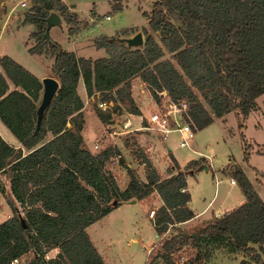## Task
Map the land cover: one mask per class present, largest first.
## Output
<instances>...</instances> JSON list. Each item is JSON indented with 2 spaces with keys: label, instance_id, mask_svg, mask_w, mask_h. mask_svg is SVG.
Returning a JSON list of instances; mask_svg holds the SVG:
<instances>
[{
  "label": "trees",
  "instance_id": "1",
  "mask_svg": "<svg viewBox=\"0 0 264 264\" xmlns=\"http://www.w3.org/2000/svg\"><path fill=\"white\" fill-rule=\"evenodd\" d=\"M34 1L23 19L36 25L30 34L37 40L28 49H47L54 56L51 69L60 85L36 127L42 81L10 54L0 55V119L21 143L15 146L0 134V173L10 181L11 195L5 199L12 212L0 220V264L15 257L23 264H107L86 227L122 201L143 199L154 191L163 201L154 211L158 234L190 219L193 211L188 205L186 174L196 168L199 159L180 168L171 154L176 171L168 168L169 175L164 177L148 154L139 150L145 180L126 167L128 181L120 188L107 166L117 154H121L119 162H124L120 147L108 142L91 151L84 145L79 78L88 96L99 92L113 106L123 104L140 113L129 79L140 72L150 94L158 97L161 83L157 76L165 83L170 74H180L164 55L168 50L210 108L187 86L188 108L197 115L198 128L213 116L223 117L231 111L244 119L256 109V97L264 91V0H154L149 28H142V45L127 44L118 32L100 34L93 39L106 54L94 58L77 55L44 33L53 8L71 22L69 31L73 32V22L79 20L75 10L64 0ZM171 80L183 91L176 75ZM96 112L102 121H110L109 111L97 108ZM48 133L50 137L40 143ZM242 139L247 161L251 145L244 134ZM231 174L245 200L190 231L178 227L161 242L160 260L153 264H174V253L188 241L196 246L202 241L223 243L264 264L260 253L264 251V200L241 166H233Z\"/></svg>",
  "mask_w": 264,
  "mask_h": 264
},
{
  "label": "rangeland",
  "instance_id": "2",
  "mask_svg": "<svg viewBox=\"0 0 264 264\" xmlns=\"http://www.w3.org/2000/svg\"><path fill=\"white\" fill-rule=\"evenodd\" d=\"M16 1L19 0H0V20H4L2 15L6 8ZM25 1L24 5H18L17 7H21L24 12L31 9V6L35 2L34 0ZM67 1L76 3V8L81 18L91 19V23L88 25H86L87 20L79 18L78 21L73 22V33L82 23L86 25L79 30L84 39L87 37L94 38L100 34L112 35L116 32L119 34L121 32L123 34H120L121 36H128L137 30L142 31L144 38L145 33L142 28L144 25L149 28L147 15L154 5V0ZM120 3H122L123 7L119 9L117 5H120ZM51 10L59 12L55 8ZM59 14L62 15L60 12ZM6 20L7 23L14 22L11 18H6ZM25 21L19 25L18 29L6 31L0 35V53L13 54L17 60L29 64L31 69L39 75L52 74L51 66L46 68L45 58L41 55L32 58L30 55L31 51L24 44L27 32L30 31L31 27H34L33 21ZM66 22L68 21L62 16L59 23L51 26L49 35L59 40L64 46L72 47L68 43L69 32L72 33V31H69V24H66ZM126 26L136 27H131V33L126 28V33L128 34H125L122 29ZM102 51L104 52L103 48H93L89 51L87 49L85 53L99 55ZM164 55L174 62L177 72L180 73H172V75H176L184 83L185 88L190 86L195 95L202 101V104L210 110L195 86L190 83L189 78L176 63L171 52L165 50ZM129 81L134 102L138 109L140 105L142 110L139 109L140 113H134L123 104H118L116 107L112 104L105 111L110 112L111 117L109 122L116 129H120L122 122L127 118H130L132 121L129 128L142 125L143 123L147 124L149 116L155 111L154 97L150 94L147 83L143 82L140 72L133 74ZM101 101H103L102 94L99 92L88 96V98L85 97L84 100L85 107L83 111L86 115L85 134L87 136L86 139L91 144L92 141L95 143L98 140H100V145L110 143L111 141V138L107 134L109 122L102 121L96 112L97 108H101L99 106V102ZM256 104V109L252 110L244 119H241L235 111H231L223 117L213 116V120L210 123L196 131L192 141L195 142L193 146L201 151L199 155L191 150V140L188 146L181 147L179 145L180 135L178 132L168 134L167 139L162 141L160 137L153 136L150 130H133L128 133L127 138H124L123 134H119V147L124 162L111 161L107 163V166L112 168L110 171L116 176L119 187H124L128 181L126 167L135 169L139 177L141 179L144 178L145 168L142 157L140 154L138 157H134L136 153H139V150H143L144 153L148 154L154 165H156L155 163H160L159 166H156L159 171L160 165L166 163V160L169 162L168 168L171 166L172 169H176L178 163L174 164V160L169 156L170 153L166 148V145H169L172 147L173 155L180 162H188L190 159L198 158L204 154H208L211 157L209 161L206 157L199 158L196 168L192 173H188L195 203L199 204L203 201L204 197L207 198L213 194L215 190L214 174L218 175L220 179L217 184V194L219 195L217 200L220 199L221 194L227 191L232 193V188L237 189L236 185L230 183V176H232L231 169L237 165L244 169L253 186L264 200V91L256 97ZM95 133L99 135L94 137ZM242 134L246 137L247 143L251 145L247 161L243 158L242 148L244 142ZM157 139H160V142H157ZM93 145H91V151H96ZM205 165H207L208 169L203 167ZM165 167L163 175L169 174L167 166ZM6 194L11 195L10 181L3 173H0V220L12 213L5 199ZM158 195V192L154 191L149 196L139 199L136 203L122 204L96 222L94 228L99 229L101 237L108 239V247L103 251L111 262L114 264H141L146 259L149 264H153L160 260L158 252L161 242L166 237L175 233L178 227L190 231L195 226L212 220H201L200 217L190 218L187 221L176 224L170 229L168 228L163 236L159 237L156 235L151 217L149 216L150 220L147 216L151 208H156L159 205L158 203L161 200ZM260 253L264 257V251ZM240 255H242L241 252H231L223 243L202 241L199 246H196L191 241H188L179 251L174 253V264H245L247 259L250 260L249 264H258L249 256L246 257L247 259H244ZM241 261H244V263Z\"/></svg>",
  "mask_w": 264,
  "mask_h": 264
},
{
  "label": "crops",
  "instance_id": "3",
  "mask_svg": "<svg viewBox=\"0 0 264 264\" xmlns=\"http://www.w3.org/2000/svg\"><path fill=\"white\" fill-rule=\"evenodd\" d=\"M68 5H69V8L71 9V10H75L76 11V13H77V17L79 18V19H83V20H87V24L86 25H88L89 23H91V19L89 18V19H87V18H81L80 16H79V14H78V10H77V8H76V3L75 2H68L67 0H64ZM18 5H23V4H21V0H19V1H16V2H14L11 6H9V7H7L6 8V10H5V12L3 13V17H4V20L2 21V19L0 20V35L1 34H3V33H5L6 31H10V30H15V29H18L19 28V25H21L23 22H26L25 20H23L24 19V11L22 10V8L21 7H19V8H17L18 7ZM117 7L120 9V8H122L123 6H122V3H120V5H117ZM61 17H62V15H60ZM108 16V15H107ZM13 17H15V18H13ZM61 17H60V20H61ZM6 18H11V20L12 21H14L13 23L11 22V23H7V20H6ZM147 18H148V15H147ZM14 19V20H13ZM2 21V22H1ZM29 22V21H28ZM33 23V22H32ZM34 24V27H31V29H29L30 31L29 32H27V36H26V39H25V42H24V44L26 45V47L28 48L29 46H31L32 44H34L35 42H36V40H37V38L34 36V35H31L30 34V32L32 31V30H34V29H36V26H35V23H33ZM66 24H69L70 25V23L69 22H66ZM86 25H84L83 23H82V25H79V28L73 33H71V32H69V41H68V43H70V45L72 46V47H67V45L66 46H64L59 40H57V39H55V38H53L52 36V38L53 39H55L56 41H58L61 45H62V47H64V48H66V49H70V50H73V51H75L76 52V54L77 55H83V56H91V57H97V56H100V55H105L106 54V51H105V48L104 47H102V46H96V44H95V42H94V40H93V38H91V37H87V38H85L84 39V37L81 35V31H79V30H81V28L83 27V26H86ZM147 25V24H146ZM52 26V25H51ZM51 26H50V28H51ZM145 26V25H144ZM15 27V28H14ZM131 27H136V26H126L125 28H128V30L130 31V33L132 32V30H131ZM49 28V29H50ZM127 32V31H126ZM126 32H123V33H125V34H128V33H126ZM129 33V34H130ZM120 34H121V32H120ZM111 35V34H110ZM121 35H123V34H121ZM86 42H87V44H86ZM87 45V46H86ZM93 48H96V49H99V48H103L104 49V52L102 51L99 55L97 54V55H94V54H92V53H85L86 52V50L88 49V51L90 50V49H93ZM29 50V49H28ZM101 50V49H100ZM84 51V52H83ZM4 53H6V52H3V53H0V55H2V54H4ZM7 54H9V53H7ZM11 55V54H10ZM13 55V54H12ZM11 55V56H12ZM30 55H31V57L33 58L34 56H37V55H41V56H43L44 58H45V60H46V65H47V67L46 68H49L50 66H52V62H53V59H54V56L53 55H51L50 54V52L47 50V49H44L43 51H41V52H31L30 53ZM13 57L15 58V56L13 55ZM16 59V58H15ZM19 61V60H18ZM20 63H22L23 65H25L27 68H29L31 71H33L32 69H31V67H30V65L29 64H27V63H25V62H21V61H19ZM0 69H2V67L0 66ZM34 73H36V71H33ZM37 74V73H36ZM47 74H49V73H47ZM47 74H41V75H39V74H37L39 77H40V79L44 76V75H47ZM52 75H54L53 73H52ZM56 76V75H55ZM9 81V84H10V86H11V88H14V84L12 83V81L11 80H8ZM16 88H20V86L19 85H16ZM77 91H78V93H79V95H80V97L82 98V100H83V102H84V100H85V97H87L88 98V95H87V93H86V91H85V86H84V82H83V79H82V77H80L79 78V80H78V83H77ZM84 107L85 106H83V110H84ZM142 107L139 105V109L140 110H142L141 109ZM84 116H85V122H84V128H83V137H84V145L85 144H87V145H85V147H87L88 149H90V150H92L91 149V145H93L94 144V141H92V144L91 143H89L88 142V140L86 139L87 138V136H86V134H85V130H86V115L84 114ZM199 129H201V128H198L197 129V131L199 130ZM0 134L2 135V137L6 140V141H8L9 143H11V144H13V145H15V146H21V143H20V141L13 135V133L9 130V128L1 121V119H0ZM93 134V133H92ZM96 135H99V134H97V133H95V135H94V137L96 136ZM50 137V133H48L47 134V136L44 138V139H42L41 141H40V143L41 142H43L44 140H46V139H48ZM91 137V136H90ZM94 137H93V139H94ZM193 138V137H192ZM190 139L191 141V150L193 151V152H195L196 154H201V151L200 150H198V149H196L194 146H193V144H195V142L194 141H192L193 139ZM167 139V138H166ZM97 140V139H96ZM163 141V140H162ZM161 141V142H162ZM157 142H160V139H157ZM22 148H23V150L26 152V148L25 147H23L22 146ZM166 148H167V151H169V156L171 157V154H173L172 153V147H170L169 145H166ZM174 156V155H173ZM175 157V159H176V161H177V163H178V165L180 166V168H183L186 164H187V162H180L179 160H178V158L176 157V156H174ZM201 157H205V156H200V157H198V158H195V159H199V158H201ZM191 160V159H190ZM111 162V161H110ZM109 162V163H110ZM156 165L155 166H159V162L158 163H155ZM165 166H167V168H168V166H169V162L166 160V163H163L162 165H160V173L163 175V171L165 170ZM204 167V166H203ZM110 169H112L111 167H109ZM169 168H171V166L169 167ZM173 170V172H175L176 171V169H172ZM244 170V169H243ZM189 172H191L192 173V171H189ZM188 172V173H189ZM188 173L186 174V181H187V185H186V188L189 190V192H190V200L188 201V205H189V207L192 209V211H193V216L191 217V219H194V218H197V217H200L201 218V220H207V219H213V218H215V217H219V216H221L224 212H226V211H228V210H230V209H232V208H234V207H236V206H238V205H240L244 200H245V196H244V194L242 193V191H241V189H240V187L238 186V184H237V182H235V183H232L231 181H230V183L231 184H234V185H236L237 186V189H231V192L232 193H230V192H226V193H224V194H221V197H220V199L219 200H217L218 199V197H219V195L217 194V184L219 183V181H220V179L218 178V182H216V180H215V190H214V192H213V194L211 195V196H209V197H204L203 198V201L201 202V203H195V201L193 200V193H192V190H191V187H190V182H189V175H188ZM5 175V174H4ZM169 174H167V175H163L164 177L165 176H168ZM114 177H115V179H116V176L115 175H113ZM217 177H218V175H217ZM231 177V176H230ZM142 179H144L145 180V174H144V178H142ZM117 180V179H116ZM126 184H127V182H126ZM125 187V186H124ZM121 188H123V187H121ZM219 192V191H218ZM159 196V195H158ZM159 198H160V196H159ZM136 200H135V202H129L128 200H125V201H122L117 207H119V206H121L122 204H132V203H136L137 201H139V199H137V198H135ZM160 202L158 203L159 205L156 207V208H151V210H156L161 204H163V201H162V199L160 198ZM10 207V206H9ZM117 207H115V208H117ZM115 208H113L112 210H114ZM11 209V208H10ZM111 210V211H112ZM111 211H109L108 213H110ZM107 213V214H108ZM107 214H105L104 216H102L101 218H99V219H97L96 221H94V222H92L91 224H89L87 227H86V230H87V232H88V234H89V236H90V238H91V240H92V242L94 243V245L96 246V248H97V250L100 252V254L102 255V257H103V259H104V261L107 263V264H114L113 262H111V260H109V258L107 257V254L103 251L106 247H108V239L107 238H103V237H101V235H100V232L98 231L99 229L98 228H94V226H95V224H96V222L97 221H99L100 219H102L103 217H105ZM9 216V215H8ZM7 216V217H8ZM148 216V218H149V215H147ZM7 217H5V218H7ZM151 217V216H150ZM154 217H155V214H154ZM154 217H151V222L153 221L154 222ZM5 218H2L1 220H4ZM185 221H187V220H185ZM152 222V225H153V227H154V229H155V226H154V223ZM184 222V221H183ZM181 223V222H180ZM170 229V228H169ZM168 230V229H167ZM155 232H156V235L157 236H163V235H161V234H158L157 233V231H156V229H155ZM255 246H257V244H254ZM236 251V253L237 252H241L242 253V255H240L241 256V258H244V259H247L246 257L247 256H245L244 254H243V252L242 251H240V250H235ZM231 252H233L232 250H231ZM235 253V252H234ZM248 261V262H247ZM247 261L245 262V264H249V259H247ZM142 263V262H141Z\"/></svg>",
  "mask_w": 264,
  "mask_h": 264
},
{
  "label": "built area",
  "instance_id": "4",
  "mask_svg": "<svg viewBox=\"0 0 264 264\" xmlns=\"http://www.w3.org/2000/svg\"><path fill=\"white\" fill-rule=\"evenodd\" d=\"M25 0H21V4H25ZM171 75L169 80L165 83H162L159 76H157L158 81L161 83L160 89L157 90L158 97L153 98L155 111L149 116L147 124L138 125L135 127H130L132 124L130 118H127L122 122L120 129H116L112 123H108L107 134L111 138L110 143L112 145L119 146V134H123L124 138L128 137V133L133 130H150L151 134L155 137H160L161 140H165L168 137V134L172 132H178L180 135L179 145L181 147L188 146L190 139L194 136L195 132L198 129L197 115L193 110L188 108V101L186 97V88L184 85L183 91H180L178 86L171 80ZM144 83H147L143 80ZM113 104V101H101L99 106L103 110H107ZM110 140V139H109ZM95 150H98L100 145V140L94 143ZM121 154H117L111 158L110 161L118 162ZM139 153H136L134 157H138ZM208 161L211 159L210 155L204 154ZM109 161V162H110ZM108 162V163H109ZM210 163V162H209ZM215 180L218 182V177L216 174ZM230 181L235 183L236 180L233 177H230ZM149 216L154 217V210H151ZM56 252L57 249H54ZM48 257V253L45 254ZM7 264H23V260L19 257L13 258ZM141 264H149L145 259Z\"/></svg>",
  "mask_w": 264,
  "mask_h": 264
},
{
  "label": "water",
  "instance_id": "5",
  "mask_svg": "<svg viewBox=\"0 0 264 264\" xmlns=\"http://www.w3.org/2000/svg\"><path fill=\"white\" fill-rule=\"evenodd\" d=\"M60 14L56 10H50L49 14L47 15V23L45 26V35L49 36V28L51 25L55 23L60 22ZM127 44L137 46L142 45L144 42L143 33L141 30H137L132 35L123 36ZM43 89L41 94V100L39 102V105L37 107L36 113V127H38L41 123V119L43 117L44 111L47 108V106L50 104L51 100L53 99L54 95L57 93V90L59 88L60 82L57 76L52 74L44 75L41 78ZM205 169H208L207 165L204 166ZM135 198H131L128 201L129 202H135Z\"/></svg>",
  "mask_w": 264,
  "mask_h": 264
}]
</instances>
